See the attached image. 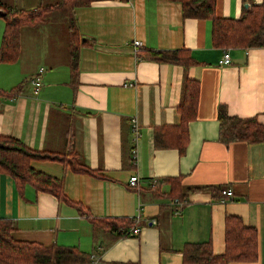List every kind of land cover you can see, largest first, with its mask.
Segmentation results:
<instances>
[{
	"label": "crops",
	"instance_id": "crops-1",
	"mask_svg": "<svg viewBox=\"0 0 264 264\" xmlns=\"http://www.w3.org/2000/svg\"><path fill=\"white\" fill-rule=\"evenodd\" d=\"M61 1L0 0L19 9ZM250 4L261 5L264 14V0H215V14L238 18ZM71 13L79 44L74 71L65 18L22 25L17 58L0 61V90L21 84L17 93L0 96V135L36 150L73 148L85 166L105 177L54 160H31L30 166L60 178L65 195L91 216L132 219L138 214L142 229L132 234L127 228L119 235L101 228L93 234L91 222L74 206L29 183L19 189L0 172V217L14 223L12 237L75 246L89 258L77 264H194L183 262L184 244L209 242L214 253H222L224 217L231 214L255 228L257 258L228 264H264V45L216 46L210 18L184 17L172 0H91L74 5ZM3 28L0 17V37ZM133 40L140 45L134 48ZM138 48H183L191 61L184 67L140 58ZM224 51L226 64L219 63ZM40 67L41 84L34 92L31 78ZM184 75L198 81L199 91L179 154L174 145L155 147L153 136L157 129L166 141L178 140ZM219 104L231 116L253 117L262 126V140L222 143ZM133 175L134 187L129 184ZM161 177L205 188L190 192L175 212L169 183L152 193L150 186ZM217 185L232 195L220 201L211 190Z\"/></svg>",
	"mask_w": 264,
	"mask_h": 264
},
{
	"label": "trees",
	"instance_id": "trees-1",
	"mask_svg": "<svg viewBox=\"0 0 264 264\" xmlns=\"http://www.w3.org/2000/svg\"><path fill=\"white\" fill-rule=\"evenodd\" d=\"M91 0H63L57 4L38 5L34 9H19L0 2V17L4 20V28L0 37V61L10 62L17 58L19 49V33L22 25H33L49 19L65 18L68 23L69 64L72 71L76 69L78 59L77 30L71 9L74 5H86ZM180 4L184 17L210 18L211 36L216 46H262L264 45V14L261 5L250 4L242 8L238 18L218 17L215 14V0H172ZM136 55L155 61L182 64L186 67L191 58L183 48L179 49H145L138 48ZM21 84L8 91L0 90V96H10L18 92ZM199 84L196 79L183 76L181 94L177 110L180 122L177 125L178 140L166 141L161 130H155L153 144L155 147L174 145L179 154L184 152L186 144L187 123L195 115ZM219 124L218 138L228 144L231 141H260L263 138L262 126L252 118H240L227 114L225 106L217 107ZM31 160H54L77 172L95 177H105L97 170L85 166L79 154L70 148L66 152L36 150L26 146L21 140L12 136L0 135V172L9 174L17 188L25 183L31 184L35 190L46 191L57 199L75 207L77 212L87 218L93 228V234L101 228L117 231L120 235L133 224V218H100L91 216L80 203L70 200L64 193L63 183L56 178L37 171L30 166ZM169 183L168 195L185 201L186 196L204 186H183L180 177L155 178L150 186L152 193L157 192L161 184ZM134 187V185H131ZM222 187L212 186L211 190L219 195ZM186 203V201H185ZM14 223L0 217V264H77L89 258L75 246L59 244L43 245L32 241L14 239L11 232ZM184 263L194 264H228L230 261H253L257 258L256 230L242 222L239 216L227 214L224 217V251L214 253L209 242L185 243L181 249Z\"/></svg>",
	"mask_w": 264,
	"mask_h": 264
},
{
	"label": "built area",
	"instance_id": "built-area-1",
	"mask_svg": "<svg viewBox=\"0 0 264 264\" xmlns=\"http://www.w3.org/2000/svg\"><path fill=\"white\" fill-rule=\"evenodd\" d=\"M132 45L134 48H136L137 46L140 45V41L133 40ZM219 63H223V64L229 63L228 52H226V51L223 52L222 58L219 60ZM42 71H43V68L40 67L39 69H37V71L35 72V74L31 78L34 92H37V90L41 84V73H42ZM124 85H126V84H124ZM132 130L135 134V138H137L138 132H137L136 123H133ZM131 155H132V157L136 156V150L134 148L131 151ZM136 182H137V176L133 175V176L129 177V184L130 185H135ZM221 194L222 195L220 197V201H224V200H226L227 197H230L232 195V191L228 188H223V189H221ZM172 201H173L172 204L175 206V212H177L184 205V202H185L184 200L181 201V200H178L177 198H174ZM133 221H134V223L130 227H128V230L132 234H137L142 229V226L139 225L140 216L138 214L136 216H134ZM91 259L96 261L97 258L95 255H91Z\"/></svg>",
	"mask_w": 264,
	"mask_h": 264
}]
</instances>
